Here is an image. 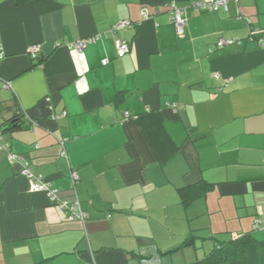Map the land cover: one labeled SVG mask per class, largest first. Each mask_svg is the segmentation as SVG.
Segmentation results:
<instances>
[{"label":"crops","instance_id":"crops-1","mask_svg":"<svg viewBox=\"0 0 264 264\" xmlns=\"http://www.w3.org/2000/svg\"><path fill=\"white\" fill-rule=\"evenodd\" d=\"M193 1L0 0V137L22 159L0 148V264H140L152 248L192 264L264 224V0ZM96 34L82 53L62 46ZM23 162L85 219L31 192Z\"/></svg>","mask_w":264,"mask_h":264},{"label":"built area","instance_id":"built-area-1","mask_svg":"<svg viewBox=\"0 0 264 264\" xmlns=\"http://www.w3.org/2000/svg\"><path fill=\"white\" fill-rule=\"evenodd\" d=\"M232 2H237V0H195L192 2L191 7L194 11L198 12H227L228 6ZM169 22L175 28V32L177 35H183L186 19H185V9L177 7L175 4H171L168 10ZM143 18H147V14H142ZM134 24L128 20L120 21L111 28V32L117 31L119 29L128 30L132 28ZM252 34L261 35V31L257 28L252 29ZM103 34H96L94 36L86 37L79 39L73 43L63 42L62 46L67 48L68 50H74L77 53H82L89 45L96 43L98 40L104 38ZM238 40L236 39H221L219 40L215 47L216 49H222L223 47L233 45ZM258 45L260 47L264 46V37L258 38ZM60 45V44H58ZM116 51L117 57L123 58L130 52V45L128 42L122 40H116ZM210 53L213 52L212 49L209 50ZM41 54L40 46H31L28 50V56L31 60H37ZM108 60H103L102 64L106 65ZM125 118H129L130 114L128 112L124 113ZM0 148H3L7 152V161L9 163L21 162L22 159L17 154L10 151L7 144H2V139L0 137ZM22 171L21 174L25 176L30 185L31 192H43L47 194L49 200L51 202H56V204L61 208L65 216L68 220H84L85 215L82 213L80 209L79 202L77 200L67 201V200H57L56 190L52 189L49 183L44 182L41 176H37L33 174L32 168L29 163L23 162L21 164ZM72 179L76 180L75 172L72 173ZM252 231H261L264 230V224L259 220H255L251 227ZM140 264H161L159 252L156 248H152L147 252H142L139 255Z\"/></svg>","mask_w":264,"mask_h":264},{"label":"trees","instance_id":"trees-1","mask_svg":"<svg viewBox=\"0 0 264 264\" xmlns=\"http://www.w3.org/2000/svg\"><path fill=\"white\" fill-rule=\"evenodd\" d=\"M254 232L251 230L250 233L219 242L203 260L192 264H264V242H257L252 235ZM192 243L191 238H186L183 247Z\"/></svg>","mask_w":264,"mask_h":264},{"label":"rangeland","instance_id":"rangeland-1","mask_svg":"<svg viewBox=\"0 0 264 264\" xmlns=\"http://www.w3.org/2000/svg\"><path fill=\"white\" fill-rule=\"evenodd\" d=\"M164 258H167V255L166 256H163ZM163 259V258H162Z\"/></svg>","mask_w":264,"mask_h":264}]
</instances>
